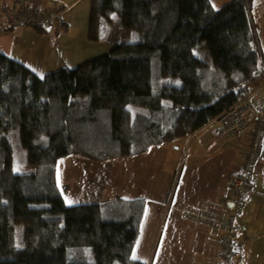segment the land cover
<instances>
[{
    "label": "trees",
    "instance_id": "1",
    "mask_svg": "<svg viewBox=\"0 0 264 264\" xmlns=\"http://www.w3.org/2000/svg\"><path fill=\"white\" fill-rule=\"evenodd\" d=\"M88 1V41H107L113 14L139 40L43 75L0 53V264H143L130 251L144 202L66 205L58 161L101 162L185 138L262 79L251 0L219 9L209 0ZM14 146L27 172L14 169ZM32 220L15 246L16 226Z\"/></svg>",
    "mask_w": 264,
    "mask_h": 264
},
{
    "label": "crops",
    "instance_id": "2",
    "mask_svg": "<svg viewBox=\"0 0 264 264\" xmlns=\"http://www.w3.org/2000/svg\"><path fill=\"white\" fill-rule=\"evenodd\" d=\"M57 1L63 7L62 20L51 32L1 24L0 53L21 62L32 72L28 65L36 63L45 74L42 67L46 61L41 55L46 49L43 42L49 40L46 33L57 36L54 39L61 40L60 48L67 53L76 44L84 45L87 34L80 36V41L69 40L72 32L69 13L78 0ZM218 127L214 119L185 138L133 156L101 162L62 157L56 170L62 198L66 205L100 204L116 198L142 200L144 211L130 251L134 261L219 264L221 231L182 215L183 208L197 209L206 202H220L229 207L233 200L229 180L241 173L253 121L247 119L232 137L219 135ZM263 194L264 142L241 215L236 220V252L231 264H264Z\"/></svg>",
    "mask_w": 264,
    "mask_h": 264
},
{
    "label": "built area",
    "instance_id": "3",
    "mask_svg": "<svg viewBox=\"0 0 264 264\" xmlns=\"http://www.w3.org/2000/svg\"><path fill=\"white\" fill-rule=\"evenodd\" d=\"M62 12V5L54 0H0V24H6L8 27L38 28L51 32L60 23ZM261 91H264V83L243 96L229 112L216 119L219 123L218 134L227 137H232L242 129L247 118L253 121L250 146L246 151L241 173L229 180V187L233 192L230 206L227 207L220 202H206L197 209H182L184 217L222 232L219 264H231L236 252V220L241 215L264 142V93Z\"/></svg>",
    "mask_w": 264,
    "mask_h": 264
},
{
    "label": "rangeland",
    "instance_id": "4",
    "mask_svg": "<svg viewBox=\"0 0 264 264\" xmlns=\"http://www.w3.org/2000/svg\"><path fill=\"white\" fill-rule=\"evenodd\" d=\"M209 2L214 9H219L222 4L227 2V0L223 1V3H220V1L218 0H209ZM74 6L75 7L73 8V10L69 13V19L72 23L71 25L72 32L70 34L69 40L72 41L71 39H73L74 41H80L79 39L80 36H84L87 34L89 1L78 0L76 3H74ZM250 13L253 20V27L256 34L258 47L262 57L261 52H263L264 54V0H251ZM61 20H62V16H61ZM112 21H113V25L109 28L108 32L106 33L107 41H102V42L83 41V43H85L84 45L80 44V47H77L76 44L74 45L75 48L72 47V49H69L71 53L64 52L63 49L61 50L60 48L61 40L54 39L57 36L54 37L53 33H46L49 34L48 36L49 40L47 39L43 42V45L45 46L46 49H45V53L41 55L44 61H46L42 67L43 69L46 70L44 72L48 73L63 67L74 68L83 62L93 60L95 58H98L102 55L111 52V50L114 48L113 44L115 43H125V42L132 43V42H137L139 40L140 38L139 33L133 30L128 31L120 27L118 15L113 14ZM2 26H6V24H2ZM75 34H77V37L75 36ZM63 45L64 44L62 43V46ZM196 54L198 56H207V52L205 51L204 48L201 47L198 48ZM48 57L50 58V60L48 59ZM34 60L36 62L38 60L37 57H35ZM28 66H30V68H32V70L36 74L38 75L43 74L41 73L43 72V70L39 69L40 67H37L38 65L36 63H34V65L30 63ZM262 83H264V78L260 79V81L253 88H255L256 86ZM12 156H13L14 169L18 172H27L28 169L24 167L25 151L21 148H18L17 146H14ZM38 222L39 220H32L16 226L15 246H20V237L22 232L33 228L38 224Z\"/></svg>",
    "mask_w": 264,
    "mask_h": 264
},
{
    "label": "bare ground",
    "instance_id": "5",
    "mask_svg": "<svg viewBox=\"0 0 264 264\" xmlns=\"http://www.w3.org/2000/svg\"><path fill=\"white\" fill-rule=\"evenodd\" d=\"M221 250V249H220Z\"/></svg>",
    "mask_w": 264,
    "mask_h": 264
}]
</instances>
